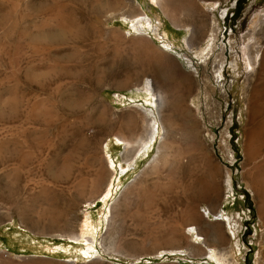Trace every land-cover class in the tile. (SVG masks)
Here are the masks:
<instances>
[{
  "label": "rangeland",
  "instance_id": "obj_1",
  "mask_svg": "<svg viewBox=\"0 0 264 264\" xmlns=\"http://www.w3.org/2000/svg\"><path fill=\"white\" fill-rule=\"evenodd\" d=\"M218 1L214 24L198 0H0V264H219L210 228L224 264H264V25L252 68L242 54L264 0ZM135 12L162 22L163 77L162 37L131 35ZM151 79L169 102L152 143L135 112Z\"/></svg>",
  "mask_w": 264,
  "mask_h": 264
},
{
  "label": "bare ground",
  "instance_id": "obj_2",
  "mask_svg": "<svg viewBox=\"0 0 264 264\" xmlns=\"http://www.w3.org/2000/svg\"><path fill=\"white\" fill-rule=\"evenodd\" d=\"M162 1L163 0H149L150 3H153V4L157 5V6H161V7L164 8V5H163ZM215 2L216 3H219L218 0L215 1ZM220 3L218 4V6H215L214 3H211L210 5H208V11H209V13H211V16H213V23L214 24H217V21L219 19L217 17V15H216L217 12L222 11L221 8H220ZM135 13H137V14L136 15L134 14L135 16H133L131 18L130 17H128V18L123 17V21L125 23H129L131 25V32H130L131 35L139 36V37H141L142 39H145V40H152V38H151L152 36H155L157 38L162 37L161 40H163V45L164 46L163 47H159V49L161 51V54L164 57H162L163 58L162 61L160 60L161 62H157V60H156V62H154L153 64H154V69H155L156 74L159 75L160 77H163V76H165V74H164V72L162 70L163 68H161V65L164 63L163 65L165 67H172L171 66L172 65L171 64L172 61L168 57V54H167V51H169L170 49H172V46H171V43H169L167 41V39L163 36L164 34L162 35V33H161L162 30H163L162 29V22L160 21L159 18H157L156 21H154L152 18H150L148 16V14H143V13H140V12H135ZM222 13L225 14L226 11L223 10ZM263 25H264V8H262L252 18V20L250 22V26H249V30L252 31V36L249 38L248 43L245 44L244 47L242 48V54H243V58H244V64H245V67L247 69H249L250 67L252 68L253 65H254L253 64V58L251 57V54H250V48H251V46H252L253 43L255 44V42H254L255 41V33ZM12 26L14 27V25H12ZM212 32H216V30H213ZM215 39L216 38H212L211 41H210V43H208V45L206 47H202L201 50H200V53L201 54H205L207 51H209L210 49L214 48L215 47V42H216ZM188 46L190 47V43H188ZM164 50H166V51H164ZM258 58H259V54L256 56V61L259 60ZM160 63H162V64H160ZM170 74H172V73H170ZM156 87L157 86L154 84V82L151 79L150 82H147L146 83L145 89H143L144 92L148 96L151 97V100H149L148 103L150 104V106L152 107V109L147 110L146 113H143V112L141 113L140 111H135L137 109L132 110V111L137 112V114H139L142 117L144 123H148V122L154 120V122H155L154 132H155V129L158 127L157 125L159 124L158 117H160V122L164 123V118H163V112H164V110L163 109L169 103L168 102V99L164 96V92H161L160 94H157V91H156L157 88ZM41 106L43 107L42 104H41ZM41 111H42V109L40 108V105L35 104V106H33L32 109H31V114L34 117L35 116H38L39 114L42 115L43 113L41 114L40 113ZM135 116H136V114H135ZM151 117H152V119H151ZM191 122H193V121H191ZM191 122H189V126H187V128H189V129L185 132L184 139H186L190 143H195L197 141V139H198V135H197V130H196V127L194 125V122L193 123H191ZM33 132L34 133H32L30 135V138L36 140V136H38L36 134H39V133L37 131H36L37 133H35V131H33ZM158 133H159V127L156 130V132L154 133V136L151 138L152 139L151 140V143L155 140L156 135ZM116 139L120 143L121 142L122 143H126L127 146L132 145L133 142H134V140H132V139H126V138H123V137H117ZM165 142L166 141H164L162 144H164ZM151 143L150 142L145 143V145H144L145 150L146 149L149 150V147L151 146ZM193 145H195V144H193ZM97 162H99L100 164H102V168H101L102 171L100 173L101 174L100 175V180L99 181L97 180L98 182L94 185V188L100 190V188L104 185L103 183L105 182L106 178L111 173H110V170L107 167V165H106L105 160L103 159V157H99L98 160H97ZM128 164H123V163L120 164L119 168L121 169L122 172H124V173L127 172L128 167H130V166H128ZM110 165H112L113 166L112 168H114L116 164H115L114 161L111 160ZM113 189H114L113 184L108 185L107 190H106L105 198H108L111 195ZM217 189L218 188H217V185L216 184H214V183L209 184V186H206V188H205V190H204V192L202 194V197L203 198H205V197L206 198L207 197L213 198L216 195V193L219 192V191L217 192ZM195 217L196 216H194L193 214H190L189 217H188V219L186 220V225H184V224L183 225H184V227L185 226L186 227H190L191 229H192V227H194L193 229H194V231H196L198 233L197 235H198V238H199V237H201L200 232L202 231V229H200L199 227H195V222L194 221L197 219ZM92 227L93 226L87 222L85 224L84 229H83V235H85V234H91V235H93L95 233V229L92 228ZM210 229H211V235H210L211 236V239H212L213 243H217V245H218V242H220V241L215 236L216 235L215 234V230H214V228H210ZM217 245H214L215 248H208L207 255L210 256V259L212 261L218 262L219 264H224V259H222L219 256V254H218V252L216 250V246ZM89 248H93V246L90 245ZM193 248H194V251L197 253V251H198L199 248L197 249L196 246H193Z\"/></svg>",
  "mask_w": 264,
  "mask_h": 264
},
{
  "label": "crops",
  "instance_id": "obj_3",
  "mask_svg": "<svg viewBox=\"0 0 264 264\" xmlns=\"http://www.w3.org/2000/svg\"><path fill=\"white\" fill-rule=\"evenodd\" d=\"M198 1H199V3H206L207 2L210 5L211 3H216L215 1H217V0H203V1L202 0H198Z\"/></svg>",
  "mask_w": 264,
  "mask_h": 264
}]
</instances>
